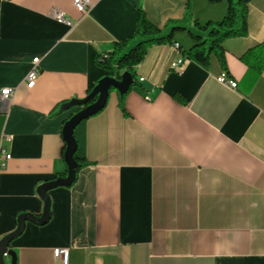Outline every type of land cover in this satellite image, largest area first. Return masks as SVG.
<instances>
[{
    "label": "crops",
    "instance_id": "0c3cea01",
    "mask_svg": "<svg viewBox=\"0 0 264 264\" xmlns=\"http://www.w3.org/2000/svg\"><path fill=\"white\" fill-rule=\"evenodd\" d=\"M91 2L83 16L74 0H0V91L13 90L0 97V239L21 213L42 214L37 188L67 169L62 128L80 109L62 106L107 75L96 53L133 34L140 7L160 27L182 19L188 3L201 24L228 8L225 0ZM175 40L150 47L124 97L112 89L86 120L89 163L72 185L48 191L47 221L27 220L11 241L15 264H63L57 247L69 248L67 264H264V70L241 59L264 43V0L249 3L247 34L223 43L236 88L217 79L225 68L216 55L205 67L206 51L183 54L194 44L187 31ZM179 58L181 69H171Z\"/></svg>",
    "mask_w": 264,
    "mask_h": 264
},
{
    "label": "trees",
    "instance_id": "16d2710c",
    "mask_svg": "<svg viewBox=\"0 0 264 264\" xmlns=\"http://www.w3.org/2000/svg\"><path fill=\"white\" fill-rule=\"evenodd\" d=\"M209 1L216 3L222 0ZM225 1L228 3L227 12L219 21L201 24L193 16L191 5L188 3L184 17L170 20L164 27L155 24L140 7L139 19L133 34L129 38L115 41L112 50L96 53L95 61L111 77L119 79L124 71L131 72L135 77V68L143 61L150 47L164 44L175 45V33L183 30L187 31L194 40L193 46L188 51H183V54L190 58L196 50L202 49L206 51L203 62L205 67L208 65L210 56L214 54L226 69L223 43L228 38L247 34L248 8L251 0ZM241 59L249 68H253L260 75L264 70V43L249 48L241 56ZM91 91L92 89L88 90L87 95ZM123 97L124 95H121V99ZM86 120H82L74 129V136L77 141V149L74 153V158L77 161L76 178L81 168L89 163L85 151ZM65 150L66 142L63 157ZM66 174L67 169L57 174L56 177L66 176Z\"/></svg>",
    "mask_w": 264,
    "mask_h": 264
},
{
    "label": "water",
    "instance_id": "95a60500",
    "mask_svg": "<svg viewBox=\"0 0 264 264\" xmlns=\"http://www.w3.org/2000/svg\"><path fill=\"white\" fill-rule=\"evenodd\" d=\"M134 83L135 78L129 71H124L119 79L105 75L84 98H73L62 106L64 109L72 106H81L78 111L70 115L64 122L62 128L66 142L64 158L67 164V174L66 176H58L54 179L46 180L39 185L37 192L44 200V210L41 215L32 212H25L19 215L17 228L0 239V264H5L6 256L11 257L12 264H15L16 253L10 248V243L23 232L27 220H31L37 224H43L49 219L51 199L48 191L59 186H70L75 181L77 169V161L74 158V153L77 149V141L74 136L75 127L82 120L95 115L106 106L112 89H115L120 95H124Z\"/></svg>",
    "mask_w": 264,
    "mask_h": 264
},
{
    "label": "built area",
    "instance_id": "2783aa9c",
    "mask_svg": "<svg viewBox=\"0 0 264 264\" xmlns=\"http://www.w3.org/2000/svg\"><path fill=\"white\" fill-rule=\"evenodd\" d=\"M74 5L82 13V15L85 16L88 14L90 9L92 8L93 3L91 2V0H74ZM52 15L53 17H55L56 19L60 21H65L67 23H70L71 25L75 24L61 10L53 9ZM37 62H38V57L33 58V66L30 68L27 74L28 87H32L34 85L37 75L39 73ZM184 62H185L184 58H179L173 61L171 63V69L180 70ZM217 79L223 83H228L233 88H236L238 85L237 81L230 77L226 69H223V71L221 72V74L218 76ZM12 94H13V90L11 88H5L0 91V97H2L3 99H9V97H11ZM2 152L5 153L6 158H10L11 155L9 153H6L4 149H2ZM53 253L56 258H59L62 260L63 264H67L69 248L57 247L54 249Z\"/></svg>",
    "mask_w": 264,
    "mask_h": 264
}]
</instances>
